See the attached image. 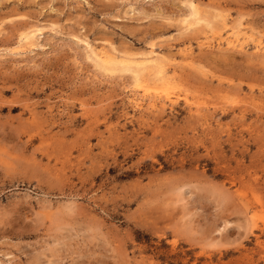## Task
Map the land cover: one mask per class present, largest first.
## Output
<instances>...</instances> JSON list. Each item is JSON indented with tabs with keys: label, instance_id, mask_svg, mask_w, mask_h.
I'll return each mask as SVG.
<instances>
[{
	"label": "rangeland",
	"instance_id": "rangeland-1",
	"mask_svg": "<svg viewBox=\"0 0 264 264\" xmlns=\"http://www.w3.org/2000/svg\"><path fill=\"white\" fill-rule=\"evenodd\" d=\"M0 263L264 264V0H0Z\"/></svg>",
	"mask_w": 264,
	"mask_h": 264
},
{
	"label": "bare ground",
	"instance_id": "bare-ground-1",
	"mask_svg": "<svg viewBox=\"0 0 264 264\" xmlns=\"http://www.w3.org/2000/svg\"><path fill=\"white\" fill-rule=\"evenodd\" d=\"M197 6L198 5H196V6L192 5V7L195 11V14H196V7ZM195 23H198V20H196ZM188 25L191 26L192 23H189ZM40 31L41 30H34V31H30V32L28 31L29 33L24 37L25 45L31 46L30 44L32 43V41H34L36 39L37 33H39ZM240 36H241V33L239 30H233L230 33V37L226 39L228 47H232V48L238 47V44L241 42ZM261 45H263V44H261ZM261 45H258L257 48L260 49ZM90 57L92 58L91 60L95 62V65L98 68L103 69L106 72H112V71L116 70L118 68V66H122V67H124L123 69L128 68L131 71H133L134 69H139L141 65H144V66L147 65V67H148L147 69L151 70L154 73L156 81L152 84H147L146 81H144L141 78V76H140L141 72L135 73L136 82L138 84V87L140 88V91H142V93H143L142 97L140 98L141 101H138L135 98L131 99V102H132L134 108L138 111L144 110L145 102H147L146 103L147 104V110L148 111H154V110L159 108L160 104L172 103L175 101V99L177 97L176 93L174 91L175 88L173 87V79H171L168 76V74L166 73L167 67H165L161 62H159L157 58H155V59L150 58V59L146 60L144 64H141L139 62H135L132 60L118 61L116 58L110 56L109 54L97 52V51H92V54Z\"/></svg>",
	"mask_w": 264,
	"mask_h": 264
}]
</instances>
